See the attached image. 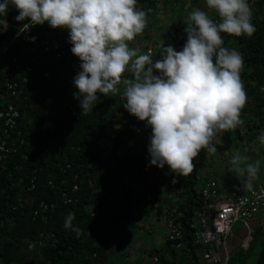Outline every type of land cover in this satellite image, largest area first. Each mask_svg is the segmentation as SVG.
<instances>
[{
  "label": "trees",
  "instance_id": "obj_1",
  "mask_svg": "<svg viewBox=\"0 0 264 264\" xmlns=\"http://www.w3.org/2000/svg\"><path fill=\"white\" fill-rule=\"evenodd\" d=\"M144 2L138 0L137 7ZM263 9L264 0H258L252 11L256 31L251 37L221 33L223 47L237 51L244 59L240 78L247 96L240 115L243 133L238 128L222 132L218 134L219 143H214L221 156L227 152L248 153L253 147H260L262 152L257 153L264 155V144L259 142L264 135ZM17 15L10 8L7 16H0V41L26 24L27 20L17 22ZM55 37L62 42L65 54L53 65L32 45L28 48L26 43L30 42L25 39L13 47L15 56H33L36 61L15 99L24 142L17 140L14 151L7 153L0 164V264H116L111 256L120 250L122 237L129 238L133 233L137 197L149 202L142 210L147 216L166 195L160 187L155 188L163 169L149 166L151 129L145 122L129 113L116 115L123 101L121 92L99 94L93 108L82 112L73 85L80 61L70 51L67 30L60 29ZM145 128L146 135L138 140L137 132ZM243 139L254 141L252 147L239 148L237 142ZM209 155L202 149L194 159L185 188L177 194L176 208H163L164 220L177 217L182 225L181 248L165 241L163 249L149 251V259L158 257L159 264H207L193 243L192 224L193 207L199 197L197 175L208 165ZM42 202L55 205L44 218L34 216ZM69 213L74 219L72 228L66 229ZM245 235L242 227L230 234L217 264H225L226 255V264H264L263 233L257 229L248 250L241 248ZM177 250L181 255L177 256Z\"/></svg>",
  "mask_w": 264,
  "mask_h": 264
},
{
  "label": "clouds",
  "instance_id": "obj_2",
  "mask_svg": "<svg viewBox=\"0 0 264 264\" xmlns=\"http://www.w3.org/2000/svg\"><path fill=\"white\" fill-rule=\"evenodd\" d=\"M137 2L0 0V16L13 8L17 22L67 30L70 51L80 61L73 85L82 112L93 108L99 94L114 95L123 86V107L151 129L149 166H167L175 177H185L202 149L215 154L214 138L242 123L247 100L240 78L244 59L223 47L221 33L251 37L256 31L252 9L249 0H206L218 22L203 10H194L184 29L187 40L182 49L164 46L161 57L153 60L129 47L148 23ZM260 140L264 142V135ZM230 163L238 177H245L243 187L252 190L261 162H248L237 152ZM73 219L69 213L66 229L72 228Z\"/></svg>",
  "mask_w": 264,
  "mask_h": 264
},
{
  "label": "built area",
  "instance_id": "obj_3",
  "mask_svg": "<svg viewBox=\"0 0 264 264\" xmlns=\"http://www.w3.org/2000/svg\"><path fill=\"white\" fill-rule=\"evenodd\" d=\"M257 1L249 0L252 11L256 9ZM262 14L264 15V9ZM211 18L218 22L217 15ZM27 23L28 21L22 28L0 41V164L7 153L14 151L17 140L24 142L19 128L21 114L15 99L22 93L23 85L33 72L32 64L36 61V57L33 56H25L24 59L15 56L14 45L21 39L29 41V44L26 43L28 48L33 46L32 49L38 51V54L45 57L51 65L65 54L62 42L55 37L59 28L54 29L47 24L32 27ZM184 29L177 28L172 33L171 43L175 48H181L186 43L187 35ZM45 76L48 77L49 73ZM263 91L264 87L261 88V92ZM237 128L243 133L242 123ZM252 142L254 141L243 139L237 144L239 148L245 149L252 147ZM259 142L264 144L261 140ZM222 170L221 166L212 171L205 168L202 170L199 197L193 207V243L200 248V258L207 264L221 262L219 254L226 248L236 223H240L246 232L241 244L242 249L248 250L257 229L261 230L264 237V177L259 176L253 181L252 190L244 187L232 189L224 179ZM31 188H34V185ZM67 202L71 200L68 199ZM54 208L53 203L42 202L34 211V216L44 218L46 217L44 215ZM164 225L167 230L166 241L171 242L174 248L180 249L184 233L177 217L167 218ZM225 260L227 262V255ZM150 261V264H159L158 257H151Z\"/></svg>",
  "mask_w": 264,
  "mask_h": 264
},
{
  "label": "rangeland",
  "instance_id": "obj_4",
  "mask_svg": "<svg viewBox=\"0 0 264 264\" xmlns=\"http://www.w3.org/2000/svg\"><path fill=\"white\" fill-rule=\"evenodd\" d=\"M139 9L146 12L148 23L143 33L139 34L133 41L129 42V47L137 49L138 54H150L153 60L161 57L164 46H173L171 43L172 33L177 28L186 27L191 12L199 9L207 12L209 16H212L213 14L216 15L214 11L207 8L206 0H145L144 4L139 7ZM175 50L179 51L181 49L176 47ZM130 75L131 73L129 72L124 73V76L127 78H129ZM120 92H123V86H121ZM123 103H125L124 99L115 110L118 117L119 115H126V113H128L123 107ZM131 117L134 116L131 115ZM123 122L124 121L122 120L121 124ZM116 129L118 130L117 127ZM143 130L144 131L142 132L139 131L140 133L137 132L136 137L138 140H141L144 135H146L145 133H147V129L145 128ZM213 143H219L218 135L214 138ZM253 149L254 150L248 149V151H250L248 153L242 152L240 154L247 156L248 162L259 160L263 166H260L258 177H264V155H259L257 153V151L262 152L260 147H253ZM232 157L233 154L230 152L223 154V156L218 154V152L210 154L207 161L208 165H206L205 169L212 171L217 166H221L223 169L222 175L224 179H226L228 186L232 187V189H241L243 187L241 183L242 181L245 182V177L238 178L237 174L232 169L230 163ZM145 173L150 175L151 171L146 169ZM202 173L203 172H200L197 175V178H200L198 185L196 186L197 191L200 189ZM173 179L176 180V183L172 182ZM185 179L186 176L175 177L174 174L169 173L167 166H165L163 174L158 179L155 188L160 187V190L168 193V195L163 198L161 205H158L154 210H151L147 216L144 213H141L140 210L147 208L149 202L141 199L140 196L137 197L135 204L136 213L134 212L135 214H133L135 224L133 225V229H131L133 236L127 238L128 236L124 235L122 237L125 241H123L124 246L121 245L120 250H117L119 247L117 248L115 243H113L114 247L117 248V251L112 253L111 257H113V260L111 261L116 264H150L151 261L148 257V253H150L149 251L152 249H163L167 237V230L163 223L166 216L162 213V209L169 205L166 200L171 198V195L174 198V196L176 197V195L185 188ZM135 189L137 190V187ZM162 197H164V195ZM239 227H241L240 223H236L233 227V231L235 232ZM176 253L177 256L181 255V250H177ZM167 257H169V255H167ZM136 260H139V262L135 263Z\"/></svg>",
  "mask_w": 264,
  "mask_h": 264
},
{
  "label": "crops",
  "instance_id": "obj_5",
  "mask_svg": "<svg viewBox=\"0 0 264 264\" xmlns=\"http://www.w3.org/2000/svg\"><path fill=\"white\" fill-rule=\"evenodd\" d=\"M217 15V14H216ZM213 16H215V14H213L212 16H210V18L211 17H213ZM239 178V177H238ZM244 181H242V185H244ZM164 194H166L165 196H164V198L168 195V193H166V192H163ZM169 197V196H168ZM167 197V198H168ZM176 197H177V195H176ZM176 197L174 196V198H173V196L171 195V198H166L167 200H166V202H167V204H169L168 206H166V208L165 209H167L168 211L169 210H174L175 208H176V204H177V199H176ZM165 200V199H164ZM162 201H163V199H162ZM156 207H158V205H155V207L154 208H156ZM146 209V208H145ZM165 209H162V213L163 212H165ZM140 212L142 213V210H140ZM131 236H133V235H131ZM123 241H125V240H122V241H120L121 243H122V245H123ZM124 246V245H123ZM122 250V249H121ZM135 263H138V262H135Z\"/></svg>",
  "mask_w": 264,
  "mask_h": 264
}]
</instances>
